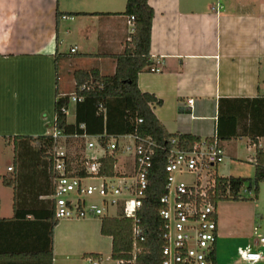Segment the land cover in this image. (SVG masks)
<instances>
[{
  "label": "crops",
  "instance_id": "obj_1",
  "mask_svg": "<svg viewBox=\"0 0 264 264\" xmlns=\"http://www.w3.org/2000/svg\"><path fill=\"white\" fill-rule=\"evenodd\" d=\"M126 1L0 0V141L50 135L57 92L63 96L76 91V70L115 73L116 56L132 36L129 18L119 14ZM149 4L155 12L150 60L159 70L141 72L138 85L161 100L153 111L166 129L201 140L217 136L225 158L245 151L237 152L236 142L253 152L252 142L264 149V0ZM76 116L77 102L70 100L68 123L74 124ZM89 135L94 141L100 134ZM19 146L16 161L14 153L13 165L0 173L1 264L9 258L13 264H50V249L52 264H84L87 253L103 256L101 241L109 240L112 249V238L101 234V218L59 220L51 235V221L58 219L47 160L30 142ZM251 156L254 159L255 153ZM134 167V158L120 150L115 174L132 175ZM3 176L18 178L16 216L15 190L4 185ZM217 222L214 264H264L244 257L249 251L264 252V246L251 239L256 218L244 225L222 220L217 212ZM60 225L70 229L58 246ZM90 237L100 241L91 247Z\"/></svg>",
  "mask_w": 264,
  "mask_h": 264
},
{
  "label": "built area",
  "instance_id": "obj_2",
  "mask_svg": "<svg viewBox=\"0 0 264 264\" xmlns=\"http://www.w3.org/2000/svg\"><path fill=\"white\" fill-rule=\"evenodd\" d=\"M134 20V16L128 20L131 35L135 29ZM72 51L75 52L76 48H72ZM150 70L158 71L159 68L151 66ZM86 88L83 85L78 91L83 92ZM79 92L72 93L70 100L82 101L83 96ZM63 111L67 113V108H63ZM81 126L84 128V125ZM50 135L54 147L47 160L55 217L58 220L85 219L122 214L131 218L133 257L120 263L139 264L138 255L147 241L141 210L147 198L149 174L158 143L149 135L135 133L100 134L93 141L87 133H66L57 128L55 122ZM105 138V144L101 143V139ZM176 143L177 139L173 138L172 144L175 146L170 150L165 166L168 172L167 192L160 199L163 208L159 217L164 223L160 264H214L212 252L218 237V222L217 206L211 196L216 194V169L224 161L225 153L217 136L212 137L211 141L197 142L191 150L180 149ZM95 149L97 152H89ZM120 150L134 158V173L129 176L103 174L102 160L106 156L117 157ZM187 172L195 174L193 183L178 182L175 175ZM112 210L116 214H111ZM254 232L256 242L264 246L262 225H255ZM244 257L249 261L264 260V252L249 251ZM88 258L91 264H100L98 258Z\"/></svg>",
  "mask_w": 264,
  "mask_h": 264
},
{
  "label": "trees",
  "instance_id": "obj_3",
  "mask_svg": "<svg viewBox=\"0 0 264 264\" xmlns=\"http://www.w3.org/2000/svg\"><path fill=\"white\" fill-rule=\"evenodd\" d=\"M60 15V12L58 13ZM82 14V13H77ZM126 17L134 16L135 29L131 40L121 54L116 56V71L112 75H103L97 68L90 70L79 69L74 72L76 81V92L86 85L83 92V100L77 102L76 122L70 124L67 121V113L63 108H68L70 95H60L57 92L55 102V125L66 133H87L124 135L138 134L140 136H151L159 145L153 159V166L149 174V187L147 198L141 210L143 224L147 230V241L143 243V251L138 255L139 264H160L162 260V248L164 240L162 236L163 221L159 212L163 208L160 202L161 197L167 192V176L165 169L170 150L173 148L172 139H177L176 146L183 150H191L201 138L193 134L170 133L164 124L159 120L153 111L154 104H160L161 100L154 94L143 92L138 85L139 74L149 70L152 66L150 60L151 32L153 18L155 15L149 0H127L126 7L120 12ZM58 67V55H56ZM141 120V121H139ZM84 124V128L80 127ZM8 144L14 147L15 161L18 155L20 143L27 142L38 144V152L46 158L54 147V140L51 135L34 136H9L5 137ZM209 141L212 138L207 139ZM106 138L101 139L105 144ZM254 156L255 174L254 177H242L237 175L221 176L217 173L216 194L211 196L212 202L218 206L223 200L246 199L240 196L242 188L247 192L254 191V198L259 194V185L264 182V149L256 142ZM103 174L113 176L117 157L106 156L103 160ZM48 169H49V162ZM17 177L3 176L4 185L13 187L14 211L18 215L17 202ZM54 212V211H53ZM2 218L0 217V220ZM59 220L52 219L53 227ZM101 234L112 238L111 259L119 262L128 261L133 257V220L122 214L119 216L101 217ZM94 256L101 259L99 253H87L84 257ZM213 263H215V250L212 252ZM50 264L53 261V252L49 251ZM5 264H13L12 259H6ZM1 264V261H0Z\"/></svg>",
  "mask_w": 264,
  "mask_h": 264
},
{
  "label": "rangeland",
  "instance_id": "obj_4",
  "mask_svg": "<svg viewBox=\"0 0 264 264\" xmlns=\"http://www.w3.org/2000/svg\"><path fill=\"white\" fill-rule=\"evenodd\" d=\"M69 120H74V112L72 109L68 112ZM237 145V152L238 149H244L245 151H241L237 153V158H225L223 162L218 165L217 171L218 174L221 176H229V175H240L242 177H254L255 174V165L254 160L251 155H254L255 152L250 148L245 146L244 142H236ZM8 145L3 141H0V173H7V166L13 165L14 163V147ZM32 145L37 147L38 144L33 143ZM20 147V146H19ZM92 153V152H90ZM123 156L121 157V159ZM120 159V160H121ZM238 159V160H237ZM195 174L192 172H187L182 175L176 174L175 178L178 182H185L188 184L193 183ZM259 194L256 199H253L255 194L253 192H247L245 187L242 188L240 192V196H245L246 199H239V200H223L220 201L217 206V212L219 214V218L222 220H237V222H242L244 225L252 221L256 218V222L253 224V228L251 231V239L253 240L256 235L254 232L255 225H262V230H264V182L260 183L259 185ZM258 213V215H257ZM111 214H116L114 210L111 211ZM66 219H60V223H63ZM100 220V218H98ZM246 226H244L245 228ZM69 227L65 228L60 225L57 229V237L56 243L59 245H63L65 243V236L66 232L69 231ZM66 230V231H65ZM91 238V237H90ZM91 240V247L95 246L96 243L98 244V239H90ZM102 246V253L103 258L99 260L101 264H116L114 260L111 259L109 256L111 243L109 240L101 241ZM89 257V256H88ZM86 257V262L84 264H91L89 258ZM117 262V261H116ZM119 264V262H117Z\"/></svg>",
  "mask_w": 264,
  "mask_h": 264
}]
</instances>
